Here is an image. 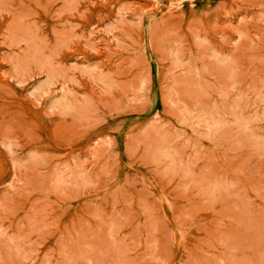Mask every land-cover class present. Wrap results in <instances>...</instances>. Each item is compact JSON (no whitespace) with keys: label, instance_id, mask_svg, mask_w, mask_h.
Returning <instances> with one entry per match:
<instances>
[{"label":"rangeland","instance_id":"obj_1","mask_svg":"<svg viewBox=\"0 0 264 264\" xmlns=\"http://www.w3.org/2000/svg\"><path fill=\"white\" fill-rule=\"evenodd\" d=\"M0 264H264V0H0Z\"/></svg>","mask_w":264,"mask_h":264}]
</instances>
